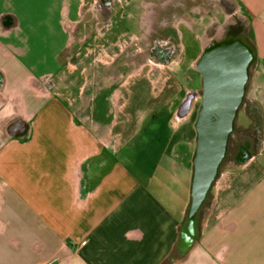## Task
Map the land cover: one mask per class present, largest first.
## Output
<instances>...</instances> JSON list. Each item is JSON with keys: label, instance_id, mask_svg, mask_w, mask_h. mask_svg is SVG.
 <instances>
[{"label": "crops", "instance_id": "0c3cea01", "mask_svg": "<svg viewBox=\"0 0 264 264\" xmlns=\"http://www.w3.org/2000/svg\"><path fill=\"white\" fill-rule=\"evenodd\" d=\"M149 5L111 10L129 26L103 21L98 0H0V264H264V0L237 10L254 58L233 139L255 150L219 167L187 246L183 74L151 73L145 56L119 69Z\"/></svg>", "mask_w": 264, "mask_h": 264}, {"label": "water", "instance_id": "95a60500", "mask_svg": "<svg viewBox=\"0 0 264 264\" xmlns=\"http://www.w3.org/2000/svg\"><path fill=\"white\" fill-rule=\"evenodd\" d=\"M236 46L222 45L213 52H205L195 64L202 75L204 95L195 124L197 136L191 159L190 203L182 231L185 246L191 241L194 217L217 177L254 58L253 52L239 51ZM183 104L179 107L180 115L189 110L182 109Z\"/></svg>", "mask_w": 264, "mask_h": 264}, {"label": "flooded vegetation", "instance_id": "af4514ba", "mask_svg": "<svg viewBox=\"0 0 264 264\" xmlns=\"http://www.w3.org/2000/svg\"><path fill=\"white\" fill-rule=\"evenodd\" d=\"M120 1L121 0H98V7L101 15L102 16L104 15L103 10L106 6L112 5L114 10L117 9ZM145 1L151 4L148 6L149 13H147V21L149 22L150 30L143 38L144 43L147 45V48H145V52H147L146 55L158 61H170L176 55V52H178V46H177L178 38L176 35L175 27L179 25H183L182 20H177L176 23H174L172 20L175 15L183 11L184 9L182 5L183 3L174 4L172 5L171 8H167L168 3L159 4L157 0H153V1L145 0ZM190 1H191L190 12L192 15L198 18L197 20H199L200 7H201L200 0H190ZM202 3H203V8L206 9L205 11L208 13H211L210 7H216L218 6V4L222 5L223 7V8L221 7L222 15L225 13V11H230L229 10L230 0H202ZM188 6H190L189 0L187 3V7ZM194 6H198L197 7L198 9L195 10ZM136 10L137 13H135ZM140 12L141 11L139 10V8L134 9L133 20L135 24L138 23L137 21L141 16ZM192 22L194 23V25L198 24L197 21L193 20ZM194 27L195 29H200L198 28L199 25ZM201 43H202V52L198 57V59L195 61V64L199 61L203 53L213 52L216 48L222 45L235 46L236 44L237 45L236 48H239V51H244L245 49H248L249 51L252 52V47L247 41V34L243 28V24L241 23V20L223 24V26L218 30V32L206 37L204 41L201 40ZM194 68L197 70L195 65ZM198 73L200 72L198 71ZM203 95H204V89L203 86L201 85L200 89L187 93L182 101L184 102V104L182 105V109H190L191 107L194 108V125L196 124L198 119V112L202 104ZM242 102H243V98L241 100L240 106L242 105ZM238 133H239V127H237L234 124V127L228 138L225 154L220 162L219 167L221 166V164H223L228 159H230V157H232L233 150L236 151V157L238 158L244 157L248 151L255 150L254 137H252L251 135L245 136L240 142L235 143V140L233 139V135ZM196 136H197V131L195 129V143H196ZM205 199H207V196ZM194 226H195V220L192 227V233H194L195 231ZM186 232L189 233L190 230L188 231V228H186Z\"/></svg>", "mask_w": 264, "mask_h": 264}, {"label": "rangeland", "instance_id": "374dc122", "mask_svg": "<svg viewBox=\"0 0 264 264\" xmlns=\"http://www.w3.org/2000/svg\"><path fill=\"white\" fill-rule=\"evenodd\" d=\"M123 1V0H121ZM153 1V0H152ZM151 1V2H152ZM159 4H167V8H171L172 5L183 3V11L181 13H178L174 16L173 22L176 23L177 20H183L185 22L192 23V21H197L198 24L194 26L200 25V29H193L190 30L185 27V25H179L175 27L176 35L178 38V52H176V55L172 58L170 61H158L156 59L152 58V68L151 73H182V84L186 90H188V93L191 91H196L197 89L201 88L202 85V75L201 73H198V71L193 67L195 65V61L198 59L202 52V43L201 40L204 41V39L216 32L223 26L225 23H231L235 22L237 20H241V23L243 24V28L245 32L246 30V22L243 18L240 17L238 10V0H230V11H225V13L221 14V7L222 5L218 4L216 7H210L211 13L206 12L203 8L202 0H200V16L199 20L194 15L191 14V1L189 0V5L187 7L188 0H157ZM220 6V7H219ZM198 6H194V9L197 10ZM223 8V7H222ZM113 9L111 6H106L103 10L104 15L102 16V20L107 22L109 20L113 21H119L122 24L125 25H133V22L129 20L127 16V8H120L118 10V13L112 17L111 10ZM148 10V9H147ZM150 10V9H149ZM131 22V24H130ZM252 34L250 33V36ZM143 41V42H142ZM247 41L249 43V40L247 38ZM250 44V43H249ZM121 50L124 48V46L120 45ZM138 48H147V45L144 43V39L140 40L139 43L136 45H132L129 47H126L123 51V54H121L120 63H119V69L120 71L129 73L131 70H133L135 67L138 68L139 65L143 64V57H148L147 52L145 50L143 52H138L136 56L127 57L130 54V52H133L135 49L138 50ZM78 52V49H76V46H73L72 51ZM134 60V63H131V61ZM135 64V65H133ZM157 65V66H154ZM163 66V67H161ZM148 67V64L146 65ZM155 69V70H154ZM247 87V84H246ZM243 117L241 111H238L236 122H243ZM193 128L195 131V125L193 122ZM195 142L193 144V147L186 149L188 152V157L184 156V154H180V157H184V162L186 165L190 166L191 172H192V163L191 159L195 150ZM190 152V153H189ZM190 156V157H189ZM225 162L221 165H224Z\"/></svg>", "mask_w": 264, "mask_h": 264}]
</instances>
